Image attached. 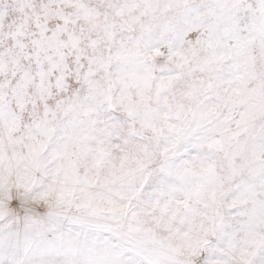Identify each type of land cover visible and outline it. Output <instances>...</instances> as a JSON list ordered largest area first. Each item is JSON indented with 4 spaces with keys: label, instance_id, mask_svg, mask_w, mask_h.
Listing matches in <instances>:
<instances>
[{
    "label": "clouds",
    "instance_id": "obj_1",
    "mask_svg": "<svg viewBox=\"0 0 264 264\" xmlns=\"http://www.w3.org/2000/svg\"><path fill=\"white\" fill-rule=\"evenodd\" d=\"M0 264H264V0H0Z\"/></svg>",
    "mask_w": 264,
    "mask_h": 264
}]
</instances>
